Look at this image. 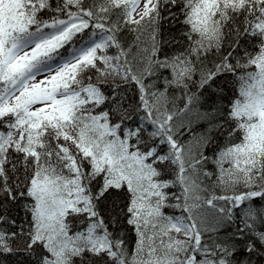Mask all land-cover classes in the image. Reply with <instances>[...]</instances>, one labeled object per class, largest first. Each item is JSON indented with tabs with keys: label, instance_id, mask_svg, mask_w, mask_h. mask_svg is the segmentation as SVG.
<instances>
[{
	"label": "snow or ice",
	"instance_id": "1",
	"mask_svg": "<svg viewBox=\"0 0 264 264\" xmlns=\"http://www.w3.org/2000/svg\"><path fill=\"white\" fill-rule=\"evenodd\" d=\"M0 264H264V0H0Z\"/></svg>",
	"mask_w": 264,
	"mask_h": 264
}]
</instances>
